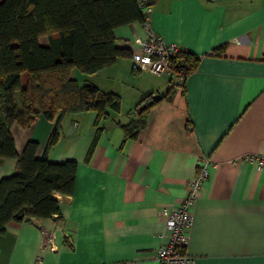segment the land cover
I'll return each mask as SVG.
<instances>
[{
	"label": "crops",
	"instance_id": "1",
	"mask_svg": "<svg viewBox=\"0 0 264 264\" xmlns=\"http://www.w3.org/2000/svg\"><path fill=\"white\" fill-rule=\"evenodd\" d=\"M138 1L156 34L198 57L196 69L165 98L168 78L132 59L135 38L146 37L139 21L113 30L129 58L92 75L73 69L80 85L119 95L120 112L102 120L99 133L93 111L63 119L47 154L77 163L73 191L53 193L59 216L8 222L0 264H152L169 238L161 210L189 196L204 159L208 176L191 209L187 254L194 264H264V0ZM38 43L48 46V36ZM150 93L160 98L137 137L126 138L120 125L135 119V105ZM52 128L41 115L27 128L12 123L17 154L33 141L41 157ZM16 170V159L0 160V179ZM44 231L51 249L42 248Z\"/></svg>",
	"mask_w": 264,
	"mask_h": 264
},
{
	"label": "trees",
	"instance_id": "2",
	"mask_svg": "<svg viewBox=\"0 0 264 264\" xmlns=\"http://www.w3.org/2000/svg\"><path fill=\"white\" fill-rule=\"evenodd\" d=\"M141 7L138 0H0V160H17V170L0 179V234L10 221L60 215L52 195L72 193L77 167L73 160L48 158L63 119L93 111L99 133V123L119 113L121 106L119 95L92 84L80 85L71 72L92 75L118 58H129L127 49L114 45L113 30L143 22ZM42 35L48 36V46L38 43ZM222 50L216 49L213 55ZM198 62L196 55L181 51L171 65L175 72L181 68L180 74L186 77ZM173 87L169 86L165 98L172 97ZM154 104L150 93L135 105V119L120 125L126 138L137 137ZM40 115L53 123L43 154L36 157L37 144L30 141L18 155L10 126L15 122L27 128Z\"/></svg>",
	"mask_w": 264,
	"mask_h": 264
},
{
	"label": "built area",
	"instance_id": "3",
	"mask_svg": "<svg viewBox=\"0 0 264 264\" xmlns=\"http://www.w3.org/2000/svg\"><path fill=\"white\" fill-rule=\"evenodd\" d=\"M143 24L146 28V37L144 39L135 38L134 40L139 45L138 52L132 56L136 66L150 75L167 77L169 85L182 86L185 78L180 74L182 69L178 67V72H175L171 65V60L182 49L178 44L167 42L156 34L150 28L148 20L144 19ZM207 164L208 162L205 159L198 162V173L190 182L192 192L189 196L182 199L178 206L161 210L165 218V227L169 231V238L156 248L152 264H194L193 257L186 252L188 244L187 229L192 221L191 209L197 191L208 176ZM51 240L52 234L44 231L42 233V248L51 249ZM34 264H42L41 259L37 258Z\"/></svg>",
	"mask_w": 264,
	"mask_h": 264
},
{
	"label": "water",
	"instance_id": "4",
	"mask_svg": "<svg viewBox=\"0 0 264 264\" xmlns=\"http://www.w3.org/2000/svg\"><path fill=\"white\" fill-rule=\"evenodd\" d=\"M146 1L152 3L154 0H146ZM159 98H160V97H159L158 95H154V96H153V99H154V100H158Z\"/></svg>",
	"mask_w": 264,
	"mask_h": 264
},
{
	"label": "rangeland",
	"instance_id": "5",
	"mask_svg": "<svg viewBox=\"0 0 264 264\" xmlns=\"http://www.w3.org/2000/svg\"><path fill=\"white\" fill-rule=\"evenodd\" d=\"M145 77H147L148 78V80H153V79H151V78H153L152 76H145ZM154 80H157L156 82H158L159 81V79L158 78H156V79H154ZM156 95H158V94H156ZM120 97V96H119Z\"/></svg>",
	"mask_w": 264,
	"mask_h": 264
}]
</instances>
